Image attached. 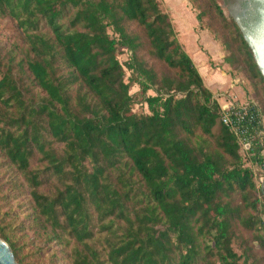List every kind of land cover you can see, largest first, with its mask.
Masks as SVG:
<instances>
[{
    "label": "trees",
    "instance_id": "trees-1",
    "mask_svg": "<svg viewBox=\"0 0 264 264\" xmlns=\"http://www.w3.org/2000/svg\"><path fill=\"white\" fill-rule=\"evenodd\" d=\"M190 1L264 115L239 27ZM219 115L158 0H0V165L31 210L17 228L0 212V238L18 264L28 242L63 243L67 264H260L264 153L244 155Z\"/></svg>",
    "mask_w": 264,
    "mask_h": 264
},
{
    "label": "rangeland",
    "instance_id": "rangeland-1",
    "mask_svg": "<svg viewBox=\"0 0 264 264\" xmlns=\"http://www.w3.org/2000/svg\"><path fill=\"white\" fill-rule=\"evenodd\" d=\"M216 1L223 9L225 16L230 18L226 8L223 6L222 0ZM158 2L161 10L168 15L176 32V37L185 51L191 54V51L188 49L190 45H194L197 50L201 51L204 66L208 70V73L214 76V85L211 88L215 90V92L211 91L212 99L217 93L226 92L227 95H233L234 98L240 102L250 98L258 104V98L254 96L253 88L249 81L239 70L231 68L224 61L227 50L222 45L219 37L215 36L216 34L214 31L199 25L195 17L198 10L192 7L191 1L158 0ZM209 50L211 51L209 52ZM118 59L120 62L126 61L127 53L119 54ZM128 75L129 73L126 72V79ZM136 90V85L130 87L131 93ZM149 94H153V92L149 91ZM139 109L140 107L136 104L134 110ZM143 110L146 111L145 107ZM1 160L2 157L0 156V161ZM12 171V169L0 165V212L3 213L15 210L18 216L11 221V227L17 228L20 221L26 220L25 217L31 210L27 201V196H25L24 192L19 189L15 182V177H17V175H14ZM11 176L13 179H11ZM3 194H9L10 197L16 196V199L10 198V200L6 201L3 198ZM31 236L32 234H28L25 240L20 239L19 242L23 243V241L26 240L31 241ZM38 247H41V244L33 245L32 242L24 244L23 253L26 254V261H29L31 264H67L64 259L67 248L63 243L58 244L53 242L50 248L45 246L42 250V255H39ZM233 248L238 254H241L244 245L240 240H234ZM257 254L259 259H263L260 264H264V251H260ZM53 256L56 257L57 260H54ZM240 264L255 263H253L252 258L249 257L246 262L243 259L240 260Z\"/></svg>",
    "mask_w": 264,
    "mask_h": 264
},
{
    "label": "built area",
    "instance_id": "built-area-1",
    "mask_svg": "<svg viewBox=\"0 0 264 264\" xmlns=\"http://www.w3.org/2000/svg\"><path fill=\"white\" fill-rule=\"evenodd\" d=\"M219 106L220 122L228 128L237 138L244 155L250 157L249 146L253 143L259 147V152L264 153V115L258 104L252 100L238 101L234 96L220 92L213 96ZM252 170L258 188L264 194V161L252 162Z\"/></svg>",
    "mask_w": 264,
    "mask_h": 264
},
{
    "label": "water",
    "instance_id": "water-1",
    "mask_svg": "<svg viewBox=\"0 0 264 264\" xmlns=\"http://www.w3.org/2000/svg\"><path fill=\"white\" fill-rule=\"evenodd\" d=\"M243 15L233 20L252 52L255 64L264 79V0H246ZM0 264H18L9 245L0 238Z\"/></svg>",
    "mask_w": 264,
    "mask_h": 264
},
{
    "label": "crops",
    "instance_id": "crops-1",
    "mask_svg": "<svg viewBox=\"0 0 264 264\" xmlns=\"http://www.w3.org/2000/svg\"><path fill=\"white\" fill-rule=\"evenodd\" d=\"M209 48V47H208ZM191 51V54H189L190 58L192 59V61L194 62L195 67L197 68L200 76L203 79V82L205 84V86L212 92H215V90H213L211 87L214 85L213 80H214V76H212V74L208 73V70L206 69V67L203 64V60H202V53L201 51L197 50V48L194 45H190L188 48ZM185 50V49H184ZM211 50H209L210 52ZM193 55V56H192ZM219 77V76H218ZM220 78V77H219ZM222 80V79H221ZM225 81V79H224Z\"/></svg>",
    "mask_w": 264,
    "mask_h": 264
},
{
    "label": "flooded vegetation",
    "instance_id": "flooded-vegetation-1",
    "mask_svg": "<svg viewBox=\"0 0 264 264\" xmlns=\"http://www.w3.org/2000/svg\"><path fill=\"white\" fill-rule=\"evenodd\" d=\"M222 3L228 12V16L232 19L235 15H243V11L247 7L246 0H222Z\"/></svg>",
    "mask_w": 264,
    "mask_h": 264
}]
</instances>
